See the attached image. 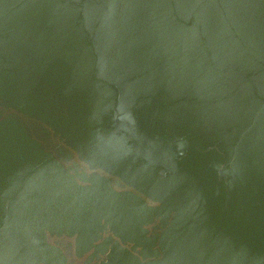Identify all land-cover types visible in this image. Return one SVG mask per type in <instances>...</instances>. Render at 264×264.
<instances>
[{"label":"water","instance_id":"1","mask_svg":"<svg viewBox=\"0 0 264 264\" xmlns=\"http://www.w3.org/2000/svg\"><path fill=\"white\" fill-rule=\"evenodd\" d=\"M0 264H264V0H0Z\"/></svg>","mask_w":264,"mask_h":264}]
</instances>
